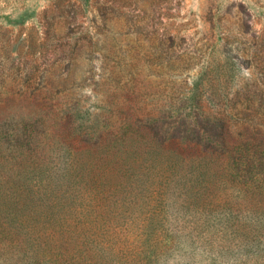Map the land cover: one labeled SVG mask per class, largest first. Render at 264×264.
<instances>
[{"label": "rangeland", "instance_id": "1", "mask_svg": "<svg viewBox=\"0 0 264 264\" xmlns=\"http://www.w3.org/2000/svg\"><path fill=\"white\" fill-rule=\"evenodd\" d=\"M261 81L264 0H0V264H264ZM213 84L250 85L231 134L263 138L230 182L225 165L179 171L171 141L192 94ZM67 110L85 137L70 138L62 186L40 199L24 132L47 143L48 116ZM149 126L165 151H148ZM113 132L128 157L99 173L100 154L76 151Z\"/></svg>", "mask_w": 264, "mask_h": 264}, {"label": "trees", "instance_id": "2", "mask_svg": "<svg viewBox=\"0 0 264 264\" xmlns=\"http://www.w3.org/2000/svg\"><path fill=\"white\" fill-rule=\"evenodd\" d=\"M219 83L217 84L218 86ZM261 84L264 87V82L261 81ZM211 87H213L214 94L210 95L208 98L202 97V92L193 93L191 98L193 101L192 106L186 107L185 109L182 107L177 109L178 112L183 113L184 109L185 112L189 111V113L178 114L179 116L176 119L178 121L181 120L182 123L181 136H173L171 141L177 142L179 145L178 149L183 151V153H176V163L178 164L179 171L190 167L195 168L194 171L201 175L203 173L211 174L217 167L225 165L223 169L230 173V178L228 180L230 182L233 180V177L239 173L240 167L245 165L246 162L243 160L245 155L249 153L248 150L253 148L256 141L262 138V136L257 135L258 138H256L255 135H251L246 129L243 130L241 128H237L236 130L238 135L236 139L232 138L231 134V128L236 125L230 124L233 118H238L237 121L243 119L240 118L242 111L241 113L237 111L238 107L244 106L245 102H253V96L247 94V92H251L250 85L245 87V91L238 90L232 95L228 92H223L221 94L220 92L222 91L216 90L214 84ZM215 96H218V98ZM207 101L218 102L215 104V114H210V112L205 111ZM263 103L262 101L260 106H263ZM171 106H173V104H170L169 108H171ZM63 113L64 116L58 115L56 118L48 116L51 123L46 127L48 130L47 135L45 134L47 143H43L41 140L42 138L38 136L33 137L31 133L27 131L24 132L23 141L25 145L21 151V158L22 161L28 165H32V158L39 161L38 164L35 163V166L38 165V168L37 171L34 170L35 172L33 173L36 175V184L39 187L36 189L35 195L39 196L40 199L58 192L62 186V184L55 183L56 175H54V169H56L57 158L62 157L61 154L63 152L75 151L70 144V138L77 140V136L81 138L85 137L79 134L74 128V121L72 117L69 116L68 110ZM201 118H203V120H201ZM41 121L46 124L44 116H41L37 122L40 123ZM203 122H206L207 125H203ZM126 127L131 128L132 126L129 123L126 124L124 128ZM148 132V151L157 147L165 151V142L167 138H163L161 142L158 141V136H156L152 126L148 127ZM114 133L115 132L108 135L105 141H101V138H98L89 148L76 151V153H90L93 150L97 154H100V164L95 166L97 170H100L99 173L114 169L113 166L118 163L117 158L123 160L119 156L128 157L126 144H122L115 139ZM30 137H33L31 140L34 141V151L27 149L30 144L28 143L29 141L27 142V139L29 140ZM42 137L44 138V136ZM262 141L264 142V139ZM258 143L261 144V141ZM3 144V134L0 133V161L3 152ZM184 152L186 154H184ZM79 168L81 167L76 166L74 168L71 166V170L74 172ZM50 172H52L51 175L49 174ZM190 181L193 180L191 179Z\"/></svg>", "mask_w": 264, "mask_h": 264}]
</instances>
